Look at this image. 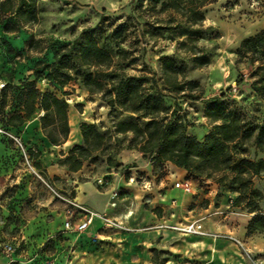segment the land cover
<instances>
[{
	"label": "rangeland",
	"instance_id": "obj_1",
	"mask_svg": "<svg viewBox=\"0 0 264 264\" xmlns=\"http://www.w3.org/2000/svg\"><path fill=\"white\" fill-rule=\"evenodd\" d=\"M161 1L159 0L153 5L154 2L151 1L138 4L135 0H35L38 10L37 21L24 22L20 24L19 28L7 31L3 30V24H9L14 19L12 17L6 18L1 24L2 35L0 40L5 44L1 47V52L8 54V61L11 65H14L15 62L27 63L29 61L33 65V69L38 60L52 61L53 49L71 43L81 31L94 32L98 43L111 51L113 66L129 75L145 74L154 78L155 85L162 94L164 104L168 107L167 118L170 116L171 110L176 111L177 114H182L189 135L201 139L211 129L212 122L205 115L206 105L214 97L221 94L223 97H220L219 101L225 102L230 109L235 110L243 121L249 124L264 125V99L250 86V74L255 64L249 63L236 52L242 38L264 28V0H215L204 4L200 8L204 13V19L202 25L200 27L198 25L201 28V37L193 41L185 40L188 36V28L185 23L186 19L183 17L184 5H181L178 11L172 8L160 11ZM117 25H123V35L113 39L111 29ZM157 26H162V28H157ZM3 31L10 33L8 38L3 34ZM11 38L21 45L12 47L8 43V39ZM182 41H185L184 45H179V42ZM192 44L197 47L199 52L210 57L211 62L209 64L198 65L194 62L192 51L189 49ZM162 57H172L177 66H182L180 71L173 76V79L184 84V91L177 93L166 89L165 74L161 63ZM9 74L12 72L7 70L6 75L8 77ZM187 82H193L194 85ZM38 85L39 88L49 89L59 96L66 92L72 94L70 104L73 105V112L76 113L75 110H77L78 113H81L86 110V113L90 118L92 116L93 120L82 122L93 123L99 131L106 134L116 136L114 124L118 120H124L130 116L129 112L118 107L111 109L105 101L106 94L101 91H88L79 85L78 79L59 87L53 81L41 77ZM11 86L12 84H9L5 92L3 107L11 99ZM146 86L153 85H151V81H148ZM189 91L199 95V98L193 100L181 97L183 92ZM161 115L164 114L161 113ZM79 129L81 135V123ZM118 136L122 138L121 134ZM127 139L118 142L111 138L103 154H99L96 159H87L83 164L86 162L89 165L94 164L95 168L101 171L108 166L105 159L109 154L114 162L121 164L116 169H120L127 176L129 173L127 165L131 167L135 162L127 159L126 156H122L121 153L139 152L134 148L126 147ZM81 143L82 135L80 142L75 143V145ZM235 151L236 156L255 157L254 148L248 144L244 145V150L235 149ZM11 156V166L14 165V169H18L23 178L28 177L30 173L25 170L15 153ZM260 156H264V153L258 152L256 157ZM120 160L126 161L128 164L120 163ZM151 164L152 173L155 175V182L158 185L156 191L163 192L168 185L174 183L176 177L169 175L167 166L158 162ZM35 168L41 176L39 178L31 174L33 182L36 183V189L40 185L43 189L51 191L48 186V184L53 185L49 181L50 179L48 180L43 169L37 166ZM133 171L131 169V172ZM217 176L214 175V178H197V180L199 183L205 184H207L205 182L207 179L216 183L218 189L226 194L225 197L230 203L238 192L230 189L227 184L217 183L215 180ZM251 180L253 188L262 192L257 203L260 209L264 210V177L253 175ZM52 187L56 188L54 185ZM18 189L19 186L16 184L6 185L1 195L8 198ZM57 190L61 189L57 188ZM57 195L55 194V196ZM146 196L142 198L141 203L143 212L147 214L154 211L161 215L162 207L155 206V203L147 199ZM57 197L55 198L58 199ZM140 197L141 195L136 192V198L140 199ZM30 198H28V202ZM162 202L166 203V201ZM214 207L206 215L213 214L216 210L226 209L218 207V204H215ZM229 210L246 213L249 216L245 225V233L250 234L247 231V223L253 212L248 211L245 200ZM216 215L220 219H228V217H224L225 214L217 213ZM190 223L191 218L169 216L162 218L160 223L145 221V227L161 224L163 225L162 228L175 230L178 233L174 238L176 242L172 244V248L165 247L156 253L152 251V257L157 260L158 264H203V243L193 236L191 231L187 230ZM165 226H177L178 229ZM216 233L223 235L220 232ZM243 254H246L244 250ZM245 257L252 262L247 255Z\"/></svg>",
	"mask_w": 264,
	"mask_h": 264
},
{
	"label": "crops",
	"instance_id": "obj_2",
	"mask_svg": "<svg viewBox=\"0 0 264 264\" xmlns=\"http://www.w3.org/2000/svg\"><path fill=\"white\" fill-rule=\"evenodd\" d=\"M1 30L0 27V37ZM3 34L8 38L10 33L3 31ZM8 40L12 47L21 45L12 38ZM3 44L0 40V75L11 84L17 85L24 79L34 78L31 62H15L11 65L8 54L1 52ZM7 70L12 72L9 77L6 75ZM38 83L39 80L36 81L39 87ZM71 100L69 97V104ZM18 103L16 96H11L3 110L12 113L20 107ZM73 110V105L70 104L69 134L60 144L51 143L43 133L41 110L36 109L18 125L29 146L39 151L35 161L56 187L48 184L51 191L43 189L40 185L36 189L31 174L23 178L19 170L14 169V165L11 166V151L0 141V264H158L157 260L153 261L152 251L172 248L178 233L162 228L161 224L145 227V221L160 223L162 218L168 216L191 218V222L197 221L201 228L208 232L193 233V236L203 243V264H255L247 260L243 248L252 256L264 261V232L255 231L248 235L245 233L249 218L246 213L230 211L224 216L228 219L224 220L215 212L206 215L215 208V204L224 208H228L230 204L226 194L208 179L205 184L199 183L197 178H190L192 189L189 193L174 187L173 183L163 192H158L152 164L144 159L140 152L121 154L135 162L130 167L132 170L150 180V185L146 187L141 181H129V173L126 176L114 167L107 166L99 171L94 164L89 165L86 162L81 168L73 171L59 164L58 159L75 143L80 142V123L93 120L86 110L81 113L77 110L74 113ZM120 163L128 164L122 160ZM169 168V175L176 177L175 180L186 176V170L183 168L172 164H169ZM15 184L19 189L13 195L8 198L1 195L6 185ZM115 191L118 196L112 206L110 202ZM136 192L141 195L140 199L136 198ZM55 194H58V197ZM145 195L155 206L162 207L161 215L154 211L147 214L143 212L141 203ZM29 197L31 198L28 202ZM70 201L118 219L123 228L108 227L101 219L94 217L85 229L76 230V224L83 220L84 214L76 210ZM67 220L73 225L72 229L65 228L64 223ZM165 227L178 229L177 226ZM216 232L223 235L213 237L211 233ZM4 244H11L13 251L5 253L2 250ZM9 258L12 261L7 263Z\"/></svg>",
	"mask_w": 264,
	"mask_h": 264
},
{
	"label": "trees",
	"instance_id": "obj_3",
	"mask_svg": "<svg viewBox=\"0 0 264 264\" xmlns=\"http://www.w3.org/2000/svg\"><path fill=\"white\" fill-rule=\"evenodd\" d=\"M144 1L154 2L155 5L159 0H135L138 4ZM213 1L215 0H162L160 11L166 8L178 11L184 5L183 17L188 28L185 40L193 41L201 37L199 27L202 25L204 13L200 8ZM10 17L14 21L3 24V30L19 28L24 22L37 21L35 0H0V25ZM123 31V25L114 26L111 29L112 38L121 37ZM184 43L185 41L179 42V45ZM189 49L198 65L211 62L210 57L199 52L193 44ZM236 52L249 63L255 64L250 74V86L264 99V28L242 38ZM161 63L166 89L177 93L184 91V84L173 79L182 66H177L172 57H162ZM32 73L34 78L24 79L18 85L12 84L11 96H16L20 105L12 113L3 110L5 92L11 84L7 81L0 94L1 126L22 134L18 125L38 109L43 111L40 116L41 128L49 141L53 144L64 142L69 134L70 93L59 96L49 89H40L36 81L43 77L62 87L78 79L79 85L88 91H101L106 94L105 101L111 109L118 107L129 112L130 116L114 124L116 136L99 131L93 123L81 122L82 143L72 146L59 159V164L76 171L85 160L96 159L99 154H103L111 138L118 142L128 138L126 147L141 152L142 157L151 163L158 162L164 166L172 164L183 168L188 178H214V175H218L215 179L217 183L227 184L230 189L238 192L230 201V207L235 208V205H240L245 200L248 211L253 212L247 223V231L264 232V210L257 203L262 192L253 188L251 180L253 175L264 177V156L256 157L258 152L264 153V125L243 121L235 110L219 101L223 94L214 97L206 105L205 115L212 122L211 129L201 139L189 135L182 114L171 110L167 118L168 107L164 104L154 78L145 74L129 75L113 66L111 51L98 43L94 32L87 31H81L71 43L55 47L52 61H36ZM148 81L153 86H146ZM187 83L194 85L193 82ZM190 91L183 92L181 97L193 100L199 98V95ZM119 134L122 138H119ZM2 142L11 151L9 155L15 153L17 156L9 142ZM245 144L254 148L255 157L234 154L235 149L244 150ZM30 153L36 159L39 151L30 150ZM105 161L109 167L116 168L121 165L114 162L109 154ZM35 166L39 167L36 161ZM153 251L156 253V250ZM153 261L156 262L154 257Z\"/></svg>",
	"mask_w": 264,
	"mask_h": 264
},
{
	"label": "built area",
	"instance_id": "obj_4",
	"mask_svg": "<svg viewBox=\"0 0 264 264\" xmlns=\"http://www.w3.org/2000/svg\"><path fill=\"white\" fill-rule=\"evenodd\" d=\"M6 85H7L6 79L0 75V94H1L2 90L6 87ZM41 113H42V111H41ZM2 140L9 142L10 147L17 153V157H18L19 161L24 165L25 170H27L30 174H33L34 176L41 178L40 174L38 173L37 169L35 168L34 159L30 153V150H33V151H36V150L34 147L29 146V144L25 141V139L23 138L21 133H16L13 130L4 128L3 126L0 125V141H2ZM167 168H168V173H170L169 165H167ZM128 171H129V176H128L129 181H131V182L141 181L145 187L150 185V180H147L144 177L138 175V172L136 170L131 172V168L129 167ZM101 181L102 180H98V182H101ZM173 186L181 189L183 192H186V193L191 192V189H192V184H191L190 178H188L186 176L175 180L173 183ZM117 196H118V193L116 191L112 193L113 200L110 202V205H112V206L115 205L114 199H116ZM70 203H71V205H73V207L76 210H78L84 214L83 220L76 224V227H75L76 230L85 229L86 226L92 221V219L94 217H99L102 220V222L109 227L123 228L122 222L115 219V218H110L102 212H97V211L92 210L90 208H87L81 204H77L73 201H70ZM230 208L231 207L228 206V208H226V209L216 210L215 213H221V214L226 215L228 212H230V210H229ZM64 225H65V228H67V229H69V228L72 229V227H73V225L68 220L64 223ZM187 230L191 231L192 233L208 234V232H206L205 230H203L201 228V225L197 221L191 222L187 226ZM211 235L213 237L222 236L219 233H211ZM237 243H239V245L241 247H243L239 241H237ZM13 249L14 248L11 244H4L2 247V250L5 253H10L13 251ZM243 249L246 252L245 255H247L255 264H264V261H262L260 258L252 256L250 254V252H248L245 248H243ZM10 261H12L11 258L8 259L7 263H9ZM49 264H51V263H49Z\"/></svg>",
	"mask_w": 264,
	"mask_h": 264
}]
</instances>
